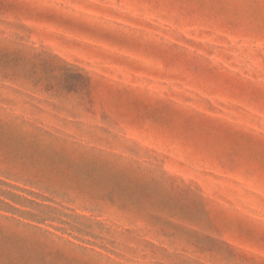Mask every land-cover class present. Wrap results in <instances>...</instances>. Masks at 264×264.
I'll list each match as a JSON object with an SVG mask.
<instances>
[{
  "label": "rangeland",
  "instance_id": "1",
  "mask_svg": "<svg viewBox=\"0 0 264 264\" xmlns=\"http://www.w3.org/2000/svg\"><path fill=\"white\" fill-rule=\"evenodd\" d=\"M0 264H264V0H0Z\"/></svg>",
  "mask_w": 264,
  "mask_h": 264
}]
</instances>
